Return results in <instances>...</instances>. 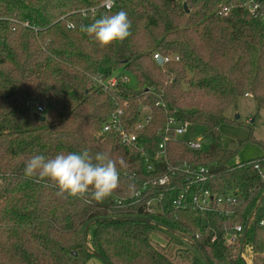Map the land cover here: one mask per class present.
Here are the masks:
<instances>
[{
  "label": "trees",
  "instance_id": "1",
  "mask_svg": "<svg viewBox=\"0 0 264 264\" xmlns=\"http://www.w3.org/2000/svg\"><path fill=\"white\" fill-rule=\"evenodd\" d=\"M102 1L0 0V264H74L79 252L108 264H172L151 238L156 230L188 240L199 232L195 264H245L240 247H227L223 236L245 226L263 196L264 180L254 166H263L264 158L232 163L236 151L222 148L219 129L231 122L224 111L239 97L250 95L264 109V22L242 9L217 16L225 0H114L110 10L82 16ZM121 10L131 21L126 40L100 48L80 32L82 25ZM155 53L178 61L159 64ZM126 72L135 78L134 89L120 81ZM114 74L115 92L93 81ZM161 101L180 121L205 128L208 151L170 142L169 160L210 166L213 193L238 194L230 217L175 210L168 193L163 213L149 215L145 202L161 189H141L160 170L147 172L144 160L116 134H99L114 111L124 110L131 131L147 108L150 124L140 136L153 152L165 117ZM84 150L124 162L118 164L120 187L102 203L59 196L51 181L24 177L31 155ZM123 218L149 222L110 220ZM263 235L252 218L244 241L250 264H264Z\"/></svg>",
  "mask_w": 264,
  "mask_h": 264
},
{
  "label": "built area",
  "instance_id": "2",
  "mask_svg": "<svg viewBox=\"0 0 264 264\" xmlns=\"http://www.w3.org/2000/svg\"><path fill=\"white\" fill-rule=\"evenodd\" d=\"M113 4L114 0H103L97 7L90 8L88 11L82 10L81 14L83 17H93L98 9L110 10ZM233 9H242L264 22V0H225L215 9L214 13L217 16H227ZM24 26L27 27L28 24ZM0 42L3 43L1 38ZM153 59L162 63L178 61L177 56L161 57L158 53L153 54ZM93 81L104 92H115L117 90L118 75L114 74L107 79L93 78ZM120 81L124 84L128 83L124 75L120 76ZM157 105L164 109L165 117L162 125L156 130V146L153 152L146 150L140 136V131L150 124V111L147 108L141 109L140 114L132 121L131 131L125 127V113L122 109L111 113L99 131L100 135L116 134L119 143L127 151L138 155L144 160L147 172L157 173L160 170L159 175H155V178L144 182L142 185L141 191L148 189L150 186L161 189L157 195L149 197L145 202L144 209L146 213L149 215L162 214L164 193H168L170 194V205L175 210L186 209L196 216L215 213L223 217H230L233 212L232 206L238 200V194L232 192L225 195L213 193L211 182L215 175L210 170V166L188 162L173 165L170 162L168 150L170 142H183L191 149L201 151L202 140H181L180 137L187 133L190 124L180 121L166 108L162 101L158 102ZM35 110L41 113L43 107L37 105ZM254 169L258 172L260 178L264 180V171L258 165H255ZM258 225L264 228V219L259 221ZM244 228L245 226L235 225L231 232H226L223 236L227 247H240L239 255L242 259L245 258L243 253L245 246L242 240ZM199 236L200 234L197 232L194 239L187 241L194 242ZM215 239L216 237H213L211 242H214Z\"/></svg>",
  "mask_w": 264,
  "mask_h": 264
},
{
  "label": "clouds",
  "instance_id": "3",
  "mask_svg": "<svg viewBox=\"0 0 264 264\" xmlns=\"http://www.w3.org/2000/svg\"><path fill=\"white\" fill-rule=\"evenodd\" d=\"M131 21L121 10L101 16L90 24L80 27V32L93 38L100 48H106L130 36ZM117 161L105 152L90 154L83 152H61L55 156L31 155L24 163L23 174L26 179L51 181L57 188V195L67 194L73 198L87 196L90 201L102 203L120 187Z\"/></svg>",
  "mask_w": 264,
  "mask_h": 264
},
{
  "label": "rangeland",
  "instance_id": "4",
  "mask_svg": "<svg viewBox=\"0 0 264 264\" xmlns=\"http://www.w3.org/2000/svg\"><path fill=\"white\" fill-rule=\"evenodd\" d=\"M3 43L0 42V49ZM121 56L122 54L119 53ZM175 56V55H171ZM123 75V74H122ZM128 89L135 88V78L132 74L126 72ZM228 119L219 129L220 144L225 150L236 151V156L232 163L246 162L264 158V109H258L254 99L249 96L237 98L236 104L224 111ZM236 117H238L236 119ZM181 140H199L201 139V151L206 152L209 149L211 140L206 135L204 127L190 124L187 133L180 137ZM262 167V168H261ZM264 171V165L260 166ZM264 219V201L256 210L253 220L259 222ZM152 240L157 244L160 250H163L171 259L172 264H195L194 255L196 250L192 243L177 234L160 232L158 230L151 233ZM260 245L264 249V235L261 237ZM243 259L245 264H250L249 255L244 250ZM91 259V258H90ZM88 258L85 253L79 252L74 264H88ZM99 264H103L96 259Z\"/></svg>",
  "mask_w": 264,
  "mask_h": 264
},
{
  "label": "water",
  "instance_id": "5",
  "mask_svg": "<svg viewBox=\"0 0 264 264\" xmlns=\"http://www.w3.org/2000/svg\"><path fill=\"white\" fill-rule=\"evenodd\" d=\"M184 8H185V11L186 12H188V9H187V6L186 5H184ZM158 63L160 64V63H162L161 61H158ZM238 117H236V119H237ZM264 201V194H263V196L261 197V199H260V201L258 202V204L256 205V207L254 208V210L252 211V213H251V215L248 217V219H247V222H246V225H245V228H244V233H243V242L245 241V238H246V233H247V229H248V226H249V223L251 222V220H252V218H253V216H254V214H255V212H256V210L258 209V207L261 205V203ZM110 220H133V221H139V222H149V220L148 219H146V218H123V219H110ZM164 229V228H163ZM166 230V229H165ZM168 231H170V230H168ZM171 232H173V231H171ZM85 235H86V232H85ZM180 236V235H179ZM181 238H183V237H181ZM183 239H185V238H183ZM186 240H188V239H186ZM84 241H85V236H84ZM191 243L194 245V242H192L191 241ZM87 246V248H89V246L88 245H86ZM73 256H76V253H74L73 254ZM104 264H108L107 262H105L104 260H101Z\"/></svg>",
  "mask_w": 264,
  "mask_h": 264
},
{
  "label": "crops",
  "instance_id": "6",
  "mask_svg": "<svg viewBox=\"0 0 264 264\" xmlns=\"http://www.w3.org/2000/svg\"><path fill=\"white\" fill-rule=\"evenodd\" d=\"M247 97V96H246ZM97 258H91V259H88L87 263L88 264H99L97 261H95ZM99 260V259H98ZM101 261V260H100ZM102 262V261H101ZM103 263V262H102ZM104 264V263H103Z\"/></svg>",
  "mask_w": 264,
  "mask_h": 264
}]
</instances>
